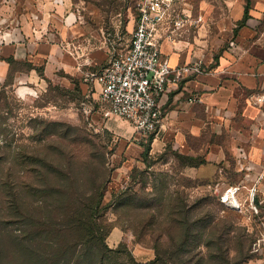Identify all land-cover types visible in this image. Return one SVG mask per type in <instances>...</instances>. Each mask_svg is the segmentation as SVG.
<instances>
[{
  "label": "rangeland",
  "instance_id": "1",
  "mask_svg": "<svg viewBox=\"0 0 264 264\" xmlns=\"http://www.w3.org/2000/svg\"><path fill=\"white\" fill-rule=\"evenodd\" d=\"M236 1L188 3L197 13L208 14L214 24L237 10ZM135 6L136 0H0V35L24 33L28 22L32 32L39 30L43 19L36 16H49L50 25L56 24L57 18L63 22L71 16L76 18L73 25L89 27L91 45L102 46L110 54L128 44ZM79 87L80 82L65 76L40 83L28 78L20 83L10 78L0 82V264H23V257L31 253L23 255L12 247L24 242L25 247H30L31 243L17 241V235L26 225L36 232L43 229L38 222L43 217L39 205L44 195L26 191L20 200L25 163L30 167L28 184L34 187L49 170L39 158H63L59 163L64 165L72 149L75 158L86 157L94 165L92 170H83V195L91 194L105 182L97 219L109 248L122 251L113 254L117 255L114 263L130 264L133 258L148 264H264V209L254 212L249 199L242 210L224 205L220 201L222 190L214 187L216 178L197 175V165H192L200 162V156L188 159L174 148L150 154L147 161L141 154H132L127 148L137 143L133 137L135 126L120 116L105 117L100 103L92 99L86 103ZM46 177L49 179L48 174ZM263 182L258 183L256 195L264 205ZM249 184L241 185L243 200L249 197ZM15 199L24 210L23 220L15 211ZM172 209L183 212L180 222L185 216L188 224H169L167 215ZM210 220L214 228L207 226ZM228 230L230 240H223L219 246L217 236ZM79 236L74 229L73 238L80 239ZM207 242H211L210 248L205 247ZM43 249H47L46 244ZM209 249L216 256L211 263L207 261ZM246 253L254 256L243 261ZM43 254L53 257L48 251ZM36 264L66 262L43 258Z\"/></svg>",
  "mask_w": 264,
  "mask_h": 264
},
{
  "label": "crops",
  "instance_id": "2",
  "mask_svg": "<svg viewBox=\"0 0 264 264\" xmlns=\"http://www.w3.org/2000/svg\"><path fill=\"white\" fill-rule=\"evenodd\" d=\"M236 4V11L213 24L208 14L192 13L189 3L184 2L186 11L201 16L203 22L179 31L174 40L167 39V26H161L158 33L160 49L172 66L201 59L205 71L172 84L161 97L163 125L152 141L151 153L172 146L185 155L204 158L206 163L196 166L195 171L200 176L215 177L217 190L250 186L260 173L264 174V104L255 105L249 98L264 89V0H251L250 16L243 25L239 22L246 0ZM41 16H36L43 24L35 32L28 22L24 33L0 35V82L11 73L9 59H13L14 63L32 65L29 69L16 68L14 81L28 78L40 83L45 80L37 69L41 67L50 79L75 76L85 96L100 103L98 87L85 74L101 69L116 51L109 54L108 49L91 45L89 27L73 25L76 18L69 16L63 22L57 18L56 24L50 25L49 16ZM130 39L122 49L128 47ZM127 149L140 155L144 147L134 143ZM247 165L253 169L248 170Z\"/></svg>",
  "mask_w": 264,
  "mask_h": 264
},
{
  "label": "built area",
  "instance_id": "3",
  "mask_svg": "<svg viewBox=\"0 0 264 264\" xmlns=\"http://www.w3.org/2000/svg\"><path fill=\"white\" fill-rule=\"evenodd\" d=\"M180 1L137 0L135 24L128 47L116 51L101 69L85 74L98 87L103 115L129 120L136 128L133 137L139 144L146 142L162 127L164 109L161 97L169 87L187 76L205 71L201 59L172 66L160 49L158 33L161 26H167V39L174 40L179 31L197 27L203 22L201 16L195 17L186 10H179L177 5ZM249 98L255 105H263L264 89L251 93ZM241 153L245 157L244 152ZM246 168L252 170L253 166L247 165ZM263 178V173L256 177L245 200L240 197L241 185H231L220 192L221 201L226 206L242 210L249 199L250 209L259 212L254 201L258 183Z\"/></svg>",
  "mask_w": 264,
  "mask_h": 264
},
{
  "label": "trees",
  "instance_id": "4",
  "mask_svg": "<svg viewBox=\"0 0 264 264\" xmlns=\"http://www.w3.org/2000/svg\"><path fill=\"white\" fill-rule=\"evenodd\" d=\"M180 2L181 4L178 9L186 10L184 8V2L188 3V0H181ZM250 8L251 0H246L244 16L243 19L239 22L240 25H243L250 16ZM189 10L192 13L194 12L193 7H191ZM236 30L237 29H235V31ZM9 61L12 65V70L8 78L12 79V81H14L13 71L16 68L29 69L32 66L30 63H24V65L18 64L16 62L14 63L13 59H9ZM99 67L93 68L98 69ZM37 69L39 70L40 75L45 78V80H51L50 78L44 76L43 69L41 67H38ZM66 76L69 79L71 78L75 82L79 83V80L72 77L71 75ZM79 91L83 92L81 87H79ZM84 98L87 100H85L86 103H90L91 97L85 96ZM156 133L157 132L152 133L146 142H142L140 144L144 147L141 156L145 161H147L151 156L150 154H152L151 144ZM168 148H172V146H168L166 149ZM70 153L71 154L66 158V162L64 165H60L59 163L61 160H63V158H61L60 161H57L55 159L46 160L39 158V161L41 160V164L43 163V166H47L49 170L48 173H45L43 176H41V181L38 182L34 187L28 184L29 181L27 180V178L29 176L26 174L29 171L30 167L26 165L28 164L27 162L25 163L24 169L26 170L23 174L25 177L23 176L20 178V180L22 181L19 184V193L21 196L20 200H23V192L26 191H31L34 194L37 193L44 195V198L41 200L43 203L42 205H39L40 207H42L43 217L40 219V222H38L43 229L41 232H36L32 229H29L28 225H26L23 229H21V235H17V241L18 239L22 242L26 241L27 243H31V246L25 247L24 242L20 245L17 244L16 246L12 247V250L21 252L23 253V255L27 252L33 254L25 255L23 257V264H36L37 260L43 258L45 259V261H52L54 259H57V261H62L63 263L66 262V264H118L114 263L117 260V255L113 254L122 251L109 248L105 241L103 227L100 223V220L97 219V215L101 212V203L104 196L103 188L105 186V182L102 183L96 190L94 189L91 194L83 195V191L80 189L86 182V177L83 176V170L90 168L92 170V167L94 165H92V162L89 161V159H87L86 157L78 159L77 157L75 158L76 152L73 149ZM180 154L185 158L193 159L191 155H185L183 153ZM203 163H206V160L201 157L199 163H192V165L198 166ZM47 174L49 179L46 177ZM13 196L14 198H16L15 195ZM254 202L257 205L259 212H262V210L264 209V205L263 203H260V197L258 196L257 198L256 195ZM15 205V211L19 214V218L21 220L25 219L24 210L21 209L20 203H18L16 199ZM234 210L237 211L238 209ZM182 213L183 212L179 211L178 209L170 210L167 215L169 217V224L173 225V223L176 222H179L183 225L188 224L185 216L184 221L180 222L182 220L180 219V214ZM212 220H210L207 224L209 228L215 227V225L211 226ZM38 223H34L33 225L36 224V226H38ZM74 229L80 232V239L73 238ZM190 229H192V225H190ZM230 231L231 230H228L225 233L222 232L217 236L216 239L219 246H221L223 240L224 242L230 240ZM43 233H46L47 236L45 237ZM43 244L47 245L46 250L43 249ZM210 246L211 242H207L205 244V247L207 248H210ZM218 248L221 249V247ZM46 251L51 252L53 254V257L43 254ZM69 251H73V253L71 254V256L67 257L66 255ZM253 256V253L251 255L249 253H246V255H243V261H247ZM217 257H220V255H218ZM157 258L162 257L157 254ZM214 258H216V256L213 255L212 249H209V256L207 258V261L211 263L212 259ZM204 261L205 258L202 257L201 263H203ZM226 261H230L229 255L226 256ZM130 264L148 263H140L131 258Z\"/></svg>",
  "mask_w": 264,
  "mask_h": 264
}]
</instances>
